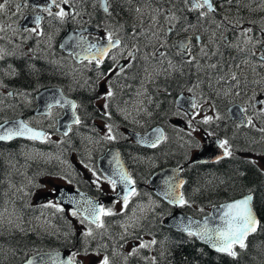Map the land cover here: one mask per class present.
Listing matches in <instances>:
<instances>
[{
  "label": "flooded vegetation",
  "instance_id": "obj_1",
  "mask_svg": "<svg viewBox=\"0 0 264 264\" xmlns=\"http://www.w3.org/2000/svg\"><path fill=\"white\" fill-rule=\"evenodd\" d=\"M70 2L74 18L70 16L63 23L34 8L35 5L45 4L46 0H28L19 13L17 5L24 3V0H7L6 7L0 11V26L6 28L5 32H0V36L4 37L0 39V49H3L0 52L3 57L0 59V124L21 120L31 128L45 132L46 137L42 142L15 139L0 143V191L11 201H20L22 205L29 203L30 199L25 197L33 189L28 184L29 178H32L29 170L33 165L38 169L48 166L45 161L47 157L39 156L38 153L56 144L52 138L69 140L75 137L74 142L77 145L97 147L94 157L88 158L85 167L95 170L99 175L97 160L107 148H137L131 141L129 132L143 135L154 127H160L164 131L163 143L167 139L169 145H172L176 140H182L178 131L189 130V122L197 112L201 116L199 120L202 121L205 116H217L220 112H225L223 117L226 118L229 105L248 107V96L252 91L264 89V68L257 67L253 71L256 58L251 57L250 53L238 52L220 41L224 34L234 40L241 28H251L250 35L264 39V0H231L233 11L227 6L231 5L228 0H213L216 12L203 19L197 18L198 13L189 11L184 0H107V13L101 7V0ZM4 4L5 0H0V5ZM137 8L140 12L136 11ZM169 13L175 15L176 19L166 20ZM36 16L44 17L41 21L43 36L26 31L14 34L13 29L21 26L35 27L33 21ZM225 17V24L229 29L227 33L223 27L218 29L213 23V20L220 22ZM170 23L174 25V29L168 32ZM107 32H112L114 38L121 39V47L126 51L138 49L132 67L125 75L112 80L115 95L108 102L107 109L111 113V119L104 115L105 101L98 99L105 89L104 82L97 78L99 72L107 71L112 61L105 59L104 64L97 70L94 64L83 60L86 53L79 46L82 38L87 44H106ZM165 33H168L167 36ZM212 33H216L215 43H209ZM66 34V39L62 41ZM196 36H201L202 44L196 42ZM165 39L167 45L160 50L165 51L167 57H153L152 53L159 48L160 41ZM180 39L190 42L191 55L196 58L199 67L196 62L185 63L182 51L173 48V44ZM201 46L206 47L208 56L200 55ZM217 48V54L212 55ZM118 52V49H113V53ZM118 59L122 64L127 63L123 56L118 55ZM169 59L175 67H168ZM245 60H248L247 64ZM212 63H216L218 67L210 68ZM232 72L239 77L238 89L236 82L229 78ZM257 81L260 83L257 84ZM237 90L241 95H235ZM179 94L192 96L201 107L193 109L191 114L178 109L176 98ZM211 94L217 95L212 102ZM228 95L232 96V100L225 98ZM61 97L79 105L76 115L80 117V124L59 126L66 113L72 114L67 105L54 103L55 100H61ZM136 108H139L136 115L142 117L128 120L127 116L135 114ZM248 114L254 116V127H239L230 120L232 123L229 122V128H225L224 124H220L218 128L230 134L235 145L243 141L256 143L258 138L264 146V141L259 138V135H264V131L260 130L264 129V117H256L250 108ZM108 124L112 125L115 139L108 140L105 139L106 136L93 137L96 131L108 133ZM191 124L193 125L192 120ZM66 126L69 133L62 136L58 128L65 130ZM84 135L88 138V143L82 142ZM248 135L256 139H243ZM124 159L127 160L125 156ZM136 159L141 160L143 157L135 155L133 160ZM78 167L75 164L77 171ZM128 170L138 181L139 187L135 186V191L145 192L140 172L132 174L130 167ZM14 175H21L20 180L23 182L17 185L18 191L12 192L10 185ZM80 179L82 177L78 175L76 180ZM92 190L101 195L105 194L97 185ZM50 197V194H46L44 198H36L34 206L39 207L50 202ZM4 208L1 203L0 210L3 211ZM31 221V216L15 220L23 227H30ZM7 238L13 239L9 234L3 237L4 240H0L2 252L13 250L4 244L3 241Z\"/></svg>",
  "mask_w": 264,
  "mask_h": 264
},
{
  "label": "snow or ice",
  "instance_id": "obj_2",
  "mask_svg": "<svg viewBox=\"0 0 264 264\" xmlns=\"http://www.w3.org/2000/svg\"><path fill=\"white\" fill-rule=\"evenodd\" d=\"M229 3H231V0H228ZM28 3V0H24V3L17 5V13H19V10L21 7L26 6ZM7 0H5L4 5H0V11L4 10L6 7ZM184 4L188 7L189 11L198 13V19L206 18L209 14L215 13L216 8L214 6L213 0H184ZM67 6V8H66ZM71 2L70 0H46V3L43 5H35L34 8L37 9L40 12L46 13L48 17L52 18L53 20H57L61 23L65 22L70 16L74 18V14L71 11ZM101 7L103 10L107 13L109 6L107 3V0H101ZM137 12H140V9H136ZM158 14L159 10H157ZM44 19L43 16H36L34 18V24L35 27L31 28H23L18 27L13 29L14 34L18 31H26L30 33H34L39 36H43L44 33L41 29V21ZM155 19V18H154ZM175 15L169 13V15L166 17V20H175ZM227 18L225 17L224 20L220 22H216L213 20V23L216 24V27L224 28V32L227 33L229 31L227 25L225 24V21ZM235 27V25H233ZM174 29L173 24H169L168 32H171ZM6 28L3 26H0V32H5ZM187 31V29H185ZM264 31V30H262ZM252 33L251 28L243 29L241 28L239 32L237 33L235 39H231L226 34L221 35L220 41L228 46L235 48L238 52L243 53H250L251 57L256 58V63L253 65V71H256V68H264V39H257L254 36L250 35ZM168 33H165L164 35L167 36ZM155 35V34H154ZM3 36H0V39H3ZM159 39V36L157 37ZM197 43L202 44L201 36L195 37ZM216 42V33H212V36L209 40V43H215ZM179 47L182 49V59L185 63L192 64L193 62L197 63V67H199L198 61H196V58L191 55V46L190 42L187 43H180ZM122 41L119 38H114V34L112 32H107L106 34V44H87L86 41L81 40L80 47L83 52L86 54L83 55V60H87L88 64H94L95 68L97 70L100 69V67L104 64L105 59H109L112 61V64L109 65L107 71L99 72L98 75V81L104 82V91L98 96V99H103L105 101L103 108L105 110L104 115H106L109 119H111V113L107 111L109 108V101L114 97L115 92L113 89V83L112 80L115 78H118L122 75H125L127 70L132 67L133 62L136 60L137 57V48H132L130 50H127L125 48L121 47ZM167 45V40L160 41L159 48L152 53L153 57H159L161 59H164L167 57V53L165 51H161L160 49L165 48ZM113 49H118L119 52L113 53ZM126 51V56L124 55ZM219 49L215 52H212V55H216ZM0 52H3V49H0ZM79 56V54H77ZM119 56H123L127 63L122 64L120 60L118 59ZM200 55L201 56H208L209 53L206 50L205 46L200 47ZM186 57V58H185ZM3 57L0 56V59ZM83 60L81 62H83ZM248 63V60H245V64ZM240 65H237L239 67ZM168 67L173 68L175 65L173 64L172 60H168ZM210 68L216 69L218 65L216 63H212L209 65ZM167 71V69H165ZM229 78L232 81L236 82L237 89L239 88V77L236 75L235 72H232L229 76ZM257 84L260 83V81L256 82ZM191 92L192 89H189ZM247 95V93H245ZM235 95L239 96L241 95V92L239 90L236 91ZM55 104L64 106L67 105L72 110L73 115V123L74 124H80V117L76 115V110L79 107L75 102L67 101L64 99L61 100H55ZM194 109H199L201 105L197 104L195 101L191 102L190 105ZM51 107V106H50ZM249 108L252 110L254 115L256 117H264V89H261L259 91H252L251 95L248 96V107H241L239 108V113L241 115V122L246 123L249 126H255L253 124V115H249ZM196 114H199L198 112ZM216 119H220L219 115L215 117ZM193 119H195V114L193 115ZM213 120L212 116H205L202 123H210ZM191 121L189 122V127H191ZM108 135L105 137V139L113 140L115 139V136L112 134V125L108 124ZM71 130V126H69V131ZM195 131V128L192 129ZM261 131H264V129H260ZM65 135L68 133L65 132ZM13 136H27L29 139H45V134L43 132L35 131L27 126V124L21 123L17 128L8 129L5 131L3 135H0V140H7L11 139ZM163 137L161 135H157L154 140L151 141V146L155 147L157 143L162 139ZM228 141L224 140L221 141L219 144V147L224 149V156H230L231 151L229 149ZM95 175V173H93ZM121 182L125 183V187L129 184L134 183L131 178L121 171L119 173ZM113 189L116 187V181L115 180H109L108 181ZM71 183V181H69ZM169 183V182H166ZM183 182L181 181L179 185L171 186L170 191L165 192V196L170 198V203L178 204L183 206L187 203V201L184 199L183 195L180 194L179 196L175 193V188L178 186H182ZM135 194V189L131 188L130 190L126 191L125 194L122 197V203L124 208L126 209L128 207L129 199L132 195ZM71 199V197L69 198ZM253 197L251 195H248L244 199L232 203L228 205V212L225 213L227 219L225 221L226 228L224 230L216 229L211 230L206 225L202 231L199 232H192L189 231V235H197L200 238L206 239L210 241L213 245V247L216 248L219 252L227 253L229 256H235L236 253L233 251V245H239L240 248L245 247L244 240L249 235V233L254 232L257 228L258 221L256 220L252 208L250 206V203L252 201ZM76 203V210H73L71 212L72 216H76L77 218L81 219V223H84L87 221L89 225H95L97 228H103L104 223L101 219L102 216H109L113 215L111 209H105L102 206H98L94 204L91 200L84 201L83 204H80L79 202ZM47 207H56L57 211L63 212L64 209L61 207H58L57 204L49 203L46 205ZM82 210V211H81ZM92 228L88 227L87 230L83 233L85 237L92 236ZM156 241L153 239L150 242H143L141 241L139 244V248H147L150 245H154ZM133 254L138 251L137 248H133ZM84 254L87 255V249L85 248ZM79 255L78 252H72L64 261H61L59 256L55 257L52 261V264H77L76 257ZM28 264H33V261H29ZM100 264H110L109 257L105 255L103 259L100 261Z\"/></svg>",
  "mask_w": 264,
  "mask_h": 264
},
{
  "label": "trees",
  "instance_id": "obj_3",
  "mask_svg": "<svg viewBox=\"0 0 264 264\" xmlns=\"http://www.w3.org/2000/svg\"><path fill=\"white\" fill-rule=\"evenodd\" d=\"M214 132L219 134L218 131ZM230 151L231 155L228 159L216 164L192 165L187 168V184L184 193L187 203L183 207V211L193 217H200L206 214L207 208L214 204L251 193L260 225L257 232L247 239L245 247L234 248L236 253L234 257L216 253L198 243L190 235L165 228L160 218L169 211V208L161 203V208L153 214L147 215L146 219L141 221L138 229L131 234L132 238H139L141 235L154 238L156 243L153 245V257L150 259L148 253L143 251L142 258L131 257L129 264L264 263V178L247 160L242 158V160L236 161L233 158L234 150L231 149ZM195 184L200 189H208L212 195L207 198H191L190 190ZM0 240L4 239L0 236ZM3 242H5L6 247L8 245L13 250L15 249L17 256H19L20 251L27 247L42 250L46 249L47 246H53L58 250L70 252L75 246L74 244L79 243V238L69 236L65 239H53L52 237L26 234L13 239L7 238Z\"/></svg>",
  "mask_w": 264,
  "mask_h": 264
},
{
  "label": "rangeland",
  "instance_id": "obj_4",
  "mask_svg": "<svg viewBox=\"0 0 264 264\" xmlns=\"http://www.w3.org/2000/svg\"><path fill=\"white\" fill-rule=\"evenodd\" d=\"M136 109H137V112H135V114L131 116H127L128 120L132 118H136V117L137 118L142 117V116L136 115L139 112V108H136ZM199 118H201L200 114H196L195 119H199ZM192 129H193V126L190 127L188 134L198 144L200 142L202 143L204 136L202 135L201 131L199 129H195V131H193ZM107 135L108 133L105 131L102 133L95 132L93 137L98 138V137H105ZM84 138L88 139L85 137V135H84ZM84 138H82V140H84ZM52 140L55 141L56 144L60 142L59 138H52ZM94 151H95L94 148H87L83 151L82 157H78L76 153H69L68 157H65L63 154L59 153L55 157V161L60 162V164L63 167H65L64 170L66 174L69 175L70 178H75V177H78V175H80L82 179L86 180L92 186L97 185L98 189L102 191V193L112 192L111 186L107 182L101 180L96 175L94 170L87 169L85 167L86 161H88V158L92 157V154H94ZM194 152L195 151H190L188 153L190 157L192 156ZM38 155L40 156V153H38ZM254 161L264 171V159H258V157H256L254 158ZM75 163L79 164V167H78L79 171L75 169L74 167ZM93 173H95V175ZM20 176L21 175H18V178ZM18 178H15L12 176L11 185H10V189L12 190V192L18 191L17 185L21 184L20 179ZM28 182L34 185L32 178L31 179L29 178ZM64 184H65L64 180L58 177H45V178L39 177L38 183L34 185L36 188L31 193H28V195L25 196L28 199H30V203L26 205H17L14 203V201H11L9 197L6 195V198H5L6 202L3 204L5 208L3 211H0V231L1 233L4 234L6 232H13L14 229H19L21 233L35 231L38 234H43L48 237L52 236L54 237V239L69 237V233H66L65 231H63L62 226L59 225L58 222L55 223L54 221L52 222L48 220L49 218H51L50 215H47L46 216L47 218L45 217L46 220L40 217V215H35V216L30 215L31 210L35 207L34 200L36 198H40V197L44 198L46 194H50L51 196L50 202L53 203V194H54L55 188L59 185H64ZM0 204H1V201H0ZM44 208L45 207H42L41 209H44ZM109 208L112 210L113 213L124 210L122 206L116 203H113ZM145 208H146L145 206H140L138 210L135 212V215L138 216L140 213L144 212ZM30 216L32 220L31 221L32 225L29 227V229L31 230H27V228L23 226L19 227L18 226L19 223L15 222V220L20 219V217L24 218V217H30ZM68 218L66 219L67 221H64L63 225L69 231L72 232V235L81 234L82 237H84L83 246L88 248L87 255H85L83 252V254H80L76 257L84 264H100V261L103 259L105 255L109 257L110 264H127L129 257L133 255V251H132L133 248L134 247L138 248L140 244V242H135L131 244L130 240L124 239L125 237L123 235H128L125 232L126 226H123L117 229V232H116L118 233L116 234V238L120 239L121 242H114L113 235H111V242L108 244V243H102L100 241L99 236L95 233V231H93V229H92V232H93L92 236L85 237L83 233L90 226L86 223H81V221L76 218L70 217L69 219L71 221L68 220ZM35 219L38 221L33 222V220ZM127 223L131 225V223L133 222L127 221L125 224ZM101 234L106 235V232H101ZM144 240H147V238H145ZM12 255H13V252L11 250L6 251V252H2L0 250V261L9 259Z\"/></svg>",
  "mask_w": 264,
  "mask_h": 264
},
{
  "label": "water",
  "instance_id": "obj_5",
  "mask_svg": "<svg viewBox=\"0 0 264 264\" xmlns=\"http://www.w3.org/2000/svg\"><path fill=\"white\" fill-rule=\"evenodd\" d=\"M178 105L186 108V106L188 105V102L187 100H185V98H183V96H179ZM229 112L232 118L234 119L238 118V113L236 112L235 107H232L229 110ZM16 123L18 122H9V123H5L1 125L0 135H3L5 131L8 129L14 130L15 128L13 125ZM156 135H157V130L154 129L151 132H149V134L146 137L144 138L134 137V139H136L138 142L141 143L142 140L144 139L154 140L156 138ZM159 135L162 136V133L160 132ZM224 157H225L224 150L221 147H219V140L217 138L211 137V138L206 139L205 145L194 156L193 162L195 163L214 162ZM179 171H180L179 168L178 169L166 168V169L160 170L151 178L150 183H149L152 186L157 196H159L162 200H164L169 205H172L174 207H179L181 205L170 203V198L165 196V192L170 191L171 186L179 185L181 181L184 183L183 179L178 177ZM166 182H169V183H166ZM181 187L182 186H178L175 188V193L177 196L181 194ZM247 196L248 195H245L241 198L215 206L210 210L209 215L201 219H194L176 210L164 220V225L176 231L183 232V233H188L189 231H192V232L202 231L205 225L211 230H216V229L224 230L226 228L225 221L227 219L225 213L228 212V205L238 202ZM70 197L71 199H69ZM86 200H91L94 203L91 197L81 194L75 190H69V189H64V192H60L59 195L57 196V201L59 203H61L65 207H71L74 210H76L75 202H79L80 204H83L84 201ZM250 206L252 208V211H253V214L256 220L258 221V217L252 207V201L250 203ZM258 224H259V221H258ZM254 232L249 233V235L253 234ZM193 236L201 244L205 245L210 250L219 252L216 250L215 247H213L210 241L200 238L197 235H193ZM247 237L245 238V240L247 239ZM236 246L239 247L238 244ZM219 253H224V252H219ZM57 256H59L61 261L66 260V258L68 257L64 252H43V253H39L34 256H31L24 264H28L30 260L33 261V264H52L53 259Z\"/></svg>",
  "mask_w": 264,
  "mask_h": 264
},
{
  "label": "bare ground",
  "instance_id": "obj_6",
  "mask_svg": "<svg viewBox=\"0 0 264 264\" xmlns=\"http://www.w3.org/2000/svg\"><path fill=\"white\" fill-rule=\"evenodd\" d=\"M223 94V93H222ZM208 95V94H207ZM220 97V95H219ZM223 97V96H222ZM225 98H228V96H226ZM212 102V101H211ZM217 102V101H216ZM218 105V104H217ZM242 137V136H241ZM236 139V138H235ZM173 147L170 145L167 147V150L172 149ZM191 176V175H190ZM229 177V176H228ZM254 177V176H253ZM216 180V179H215ZM232 191V190H231ZM235 192V191H234ZM190 195L191 198H200V197H210L212 195V193L208 190V189H200L198 188V186L195 184L193 185L192 189L190 190ZM264 234V233H263ZM178 248V247H177ZM255 253V252H254ZM263 253V252H262ZM201 257V256H200ZM228 264V263H227ZM235 264V263H234Z\"/></svg>",
  "mask_w": 264,
  "mask_h": 264
}]
</instances>
